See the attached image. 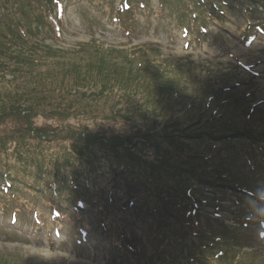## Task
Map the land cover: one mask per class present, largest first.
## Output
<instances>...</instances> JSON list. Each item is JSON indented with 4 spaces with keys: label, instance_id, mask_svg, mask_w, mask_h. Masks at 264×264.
<instances>
[{
    "label": "trees",
    "instance_id": "1",
    "mask_svg": "<svg viewBox=\"0 0 264 264\" xmlns=\"http://www.w3.org/2000/svg\"><path fill=\"white\" fill-rule=\"evenodd\" d=\"M87 1L99 7L104 16L117 17L118 24L133 13L129 10L146 5L145 0H119L116 6L112 0ZM165 1L160 0L159 9ZM177 1L172 6L175 11L180 9L176 21L179 26L189 30L192 25L202 28L215 22L221 34L225 27L221 17L226 15V8L237 5L247 11L264 10V0ZM55 2L0 0V57L19 62V58H25V51L35 54L39 49L37 27L52 30L48 16ZM5 53L10 56H3ZM156 61L159 59L151 61L154 66L138 62L141 72L121 79V98L131 99L133 90L147 89L150 83L154 86L162 83L157 79L159 74L155 68L159 63ZM210 64L211 68L205 69L208 83L200 92L203 99L200 114L191 118L186 115L184 106L167 112L166 103L159 107L160 95L155 96L153 109L143 106L139 111L133 106L137 119L152 124L151 128L147 129L146 125L143 129L153 131L160 125L159 131H155L160 134L145 132L135 135L138 140L133 142L131 139L135 136H131L130 143L126 142L131 146H123L122 137L93 133L84 139L71 140L70 136L68 146L54 145L58 146L59 153L45 154L44 142L54 140L47 139L48 129L57 128L32 127L29 116L21 114L23 92L13 98L7 96L9 99L0 102V116L7 113L9 107H15L20 123L0 130V220L7 212L15 219L21 209L25 210L22 207L39 219L46 215L45 208L51 207L49 217L58 214L57 218L52 217L55 227L65 226L66 221L67 229L75 238L95 232L99 243L105 241L124 256L137 255L127 248L128 245L133 248L135 236L130 234V239L118 234L119 240L113 234L115 224L128 229L145 226L157 250H169L171 256L179 246L185 247L189 253H180L176 257L178 264H218L231 246L225 240L227 232L223 230L227 227L219 216L226 200L236 206L232 209L235 215L242 213L243 217L264 220V209L258 210L254 203V200L259 201L264 208V199L260 197L264 192V126H261L264 111H260L258 104L248 103L241 91L234 92V86L240 83L236 79L232 82V77L224 73L219 63L210 60ZM4 71L10 68L0 60V72ZM11 72L24 75L20 68ZM169 96L175 101L181 98L176 89ZM245 101V110L240 108V113L243 112L247 122L240 128L241 123L235 122L236 106ZM185 105L189 109L192 103ZM186 122L200 129L195 131L194 137L199 139L193 145L196 149L182 143L174 145L182 138L179 132L183 129L178 127ZM236 137L239 138L237 143ZM160 141L169 145L162 146ZM148 148L153 150L152 159L145 155ZM100 158L110 160L108 171L96 165ZM67 221L75 226H69ZM214 223H219L221 229L214 227ZM34 224L39 226L37 221ZM2 261L0 259V264L9 263ZM25 264H35V261L28 258Z\"/></svg>",
    "mask_w": 264,
    "mask_h": 264
},
{
    "label": "rangeland",
    "instance_id": "2",
    "mask_svg": "<svg viewBox=\"0 0 264 264\" xmlns=\"http://www.w3.org/2000/svg\"><path fill=\"white\" fill-rule=\"evenodd\" d=\"M145 1L144 8L129 10L133 13L118 24L117 17L104 16L99 7L87 0H56L55 11L53 8L48 16L52 30L37 27L39 49L36 53L30 55L25 51V58H19V62L0 57L10 68V71L0 72V102L9 99L6 98L9 95L13 98L23 92L21 114L29 116L32 127L57 128L54 131L48 129L47 139L54 140L44 142L45 154L59 153L58 146H54L56 143L68 146L72 139H84L93 133L122 137L125 140L123 146H131L128 144L131 136L145 132L160 134L155 132L159 131L160 125L153 129L154 132L144 130L146 125L149 129L152 124L143 123L145 119H137V114L135 117L132 111L133 106L139 111L143 106L153 109L157 95L161 97L159 107L164 103L168 105V108L165 106L167 112L184 106L186 115L196 117L201 112L199 107L203 99L200 92L208 83L205 69L211 68L210 60L219 63L224 73L232 77V82L236 79L240 83L234 86V92L241 91L248 103L258 104L260 111H264V10L247 11L237 5L226 8V15L221 17L225 26L221 34L217 32L219 28L215 22H209L206 27L192 25L189 30H183L176 23L180 9L175 11L172 6L177 0H166L160 9V0ZM118 2L112 0L114 6ZM2 55L10 56L8 53ZM155 59L160 61H156L159 64L155 69L160 76L156 74L157 79L162 83L155 86L150 83L147 89L133 90L131 99L121 98V79L140 73L142 66L138 62L153 65L155 63L151 61ZM16 68L23 69L24 75L11 72ZM171 89L178 90L181 98L177 101L170 98ZM188 102L192 103L189 109L185 105ZM237 104L235 122L241 123L240 128H243L247 121L240 108L244 111L247 102ZM55 108L59 110L54 111ZM8 109L0 116V130L20 123L18 109ZM66 114L69 116L64 120ZM249 121L253 123V119ZM178 128L183 129L179 132L182 138L174 145L182 143L194 148V143L196 145L199 140L194 137L195 131L200 129L188 122ZM137 136L132 137V142L138 140ZM236 138L237 143L239 138ZM145 155L152 159V148L146 149ZM105 159L100 158L96 165L108 171L110 160ZM256 189L261 187L256 186ZM254 203L259 202L254 200ZM224 204L219 216L227 227L223 231L227 232L224 236L231 248L217 263L264 264V221L243 217L242 213L235 215L232 209L236 206L229 200ZM22 208L25 210L21 209L15 222L9 219L11 212L0 221V259L3 263L25 264L29 258L35 264H178L176 257L180 253H189L183 246L175 249L174 256L169 250L159 252L151 243L145 226L128 229L115 224L113 234L119 240V235L130 239V234L135 236L133 248L131 245L127 248L137 255L124 256L105 241L99 243L95 232L75 238L67 229L66 221L65 226L56 229L52 217L57 218L58 214L49 217L51 207L45 208L46 215L39 219L31 210ZM35 221L39 226L34 224ZM67 224L75 226L70 221ZM213 226L221 229L219 223Z\"/></svg>",
    "mask_w": 264,
    "mask_h": 264
},
{
    "label": "clouds",
    "instance_id": "3",
    "mask_svg": "<svg viewBox=\"0 0 264 264\" xmlns=\"http://www.w3.org/2000/svg\"><path fill=\"white\" fill-rule=\"evenodd\" d=\"M260 197H261V199H264V192L260 193Z\"/></svg>",
    "mask_w": 264,
    "mask_h": 264
}]
</instances>
